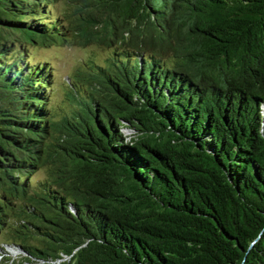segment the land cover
I'll return each instance as SVG.
<instances>
[{"label": "trees", "instance_id": "1", "mask_svg": "<svg viewBox=\"0 0 264 264\" xmlns=\"http://www.w3.org/2000/svg\"><path fill=\"white\" fill-rule=\"evenodd\" d=\"M57 1L0 0V237L37 264H264V0ZM55 43L110 51L69 109L29 58Z\"/></svg>", "mask_w": 264, "mask_h": 264}, {"label": "rangeland", "instance_id": "2", "mask_svg": "<svg viewBox=\"0 0 264 264\" xmlns=\"http://www.w3.org/2000/svg\"><path fill=\"white\" fill-rule=\"evenodd\" d=\"M73 2L74 0H58L55 3L53 14L72 20L77 18L79 13H89L93 9L92 7H77ZM107 12V9L93 12L94 16L101 21V25H105L109 18ZM109 55L110 51L107 46H99L96 43H88L85 46L61 43L45 47L29 46V58L32 63L46 62L50 66L53 74L51 102L58 110L60 108L69 109L74 102L73 90L68 84L72 83L69 77L84 75L89 70L93 71V67L103 66ZM126 134L131 135V132H126ZM44 177V171L41 170L32 177V181L36 183ZM14 243L16 241L8 234L0 237V264H37L33 263L34 260L26 259V254ZM37 243L36 240H31V244L37 245Z\"/></svg>", "mask_w": 264, "mask_h": 264}]
</instances>
